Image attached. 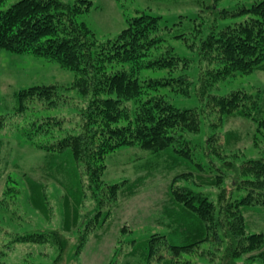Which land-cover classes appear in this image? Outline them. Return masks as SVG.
<instances>
[{
    "label": "rangeland",
    "instance_id": "obj_1",
    "mask_svg": "<svg viewBox=\"0 0 264 264\" xmlns=\"http://www.w3.org/2000/svg\"><path fill=\"white\" fill-rule=\"evenodd\" d=\"M64 1L84 10L76 25L88 30L90 40L101 42L112 39L126 26V19L140 10L160 13L168 22L177 14L197 16L192 21L182 19L191 25L202 23L206 29L210 26L205 24V15L212 13L210 8L218 7L215 9L222 13L235 4L249 5L255 0ZM231 17L227 14L222 23L237 24L245 18ZM199 36L201 33H196L194 38ZM194 38L186 39V47L175 39L177 50L194 59L188 65L189 74L198 73L201 67L206 82L211 84L210 71L216 65L208 64L198 54ZM99 52L103 55L106 50ZM110 65L118 66H106ZM155 74L142 71V76ZM73 79V71L55 61L0 48V264H163L157 255L147 257L139 244L152 235L178 232L179 207L172 197L173 189L190 186L209 194L215 202L221 194V204L226 202L224 196L238 195L239 189L233 190L231 185L234 176L226 173L228 166L239 167L243 160L264 151V127L235 111L222 115L213 96L207 95L201 106L195 85L189 87L187 96L164 92L181 107L198 105L204 109L198 132H177L172 143L173 148L188 154L156 151L138 143L104 152L101 145L105 137L101 131L92 133L100 124L84 119L85 114L93 117L95 111L84 113L89 97H82L72 87ZM34 86L55 89L51 97H25L19 111L17 94ZM211 86L216 98L234 90L256 94L264 90V69L234 72L216 78ZM126 106L135 108L132 102ZM91 127L92 131L87 129ZM80 134L86 140H81L78 154L72 151L71 138L68 148H58L60 139ZM169 154L177 156L171 158ZM181 155L185 161L190 155L193 164H183L177 159ZM197 160L201 162L199 167L194 164ZM257 179L264 180V175ZM252 188L258 193H253V206L244 207L243 219L248 230L264 236V185ZM161 243L163 240L158 239L156 251L173 261ZM207 247L210 250L206 254ZM218 247L213 242L198 244L199 250L194 248L192 253H182L175 259L221 264ZM259 253V249L243 252L238 264L262 261Z\"/></svg>",
    "mask_w": 264,
    "mask_h": 264
},
{
    "label": "trees",
    "instance_id": "obj_2",
    "mask_svg": "<svg viewBox=\"0 0 264 264\" xmlns=\"http://www.w3.org/2000/svg\"><path fill=\"white\" fill-rule=\"evenodd\" d=\"M85 1L81 0L82 3ZM4 3L5 7H2ZM215 8H210L212 13L205 15V24L210 26L206 29L202 23L188 24L182 19L183 15L177 14L168 22L160 13L140 10L126 19V26L112 39L98 42L90 40L88 30L82 24L76 25L84 10L74 7L70 1L0 0V48L17 54L30 53L73 71L72 87L82 97H89L84 113L90 109L95 111L93 117L83 114L84 119H90L89 124H100L94 126L93 131L90 130L92 127L87 129L92 133L101 131L100 135L105 137L101 145L104 152L138 143L156 151L188 154L185 150L173 148L172 143L176 141L177 132L181 135L198 132L204 109L198 105L181 107L164 92L187 96L189 87L196 85V96L202 102L201 106L208 96H213L211 99L222 115L236 112L250 116L264 127V90H258L256 94L234 90L228 96L216 98L210 89L216 78H224L234 72H250L256 67L264 69V0H255L249 5L235 4L223 9L222 13ZM227 14L232 15L231 18H245L237 24H223L222 19ZM185 17L191 21L197 18ZM196 33H201V36L195 39ZM189 38H194L198 44V54L208 64L216 65L210 71L211 84L206 82V74L202 73L201 67L198 73L189 74L188 65L194 59L177 50L175 39L186 47L185 42ZM188 46L192 47L191 44ZM99 49L106 50V53L101 55ZM107 63L118 66H106ZM142 71L156 74L142 76ZM54 89V86H34L21 90L17 94L18 110L23 109L25 97H51ZM130 102L132 107L135 106L133 110L126 106ZM70 138L74 140L72 151L78 154L81 140H86L84 134L60 139L58 148H68ZM191 141L185 140V143ZM169 155L171 158L177 156ZM185 158L181 155L177 159H182L183 164H191ZM200 163L197 160L194 164L199 167ZM239 164V167L228 166L230 169L226 172L234 176L231 185L233 190L239 189V194L224 196L222 200L226 202L222 204L221 194L215 202L209 194L194 191L190 186L173 189L172 197L179 207L176 212L179 230L167 237L164 234L160 237L152 235L147 241L142 240L144 242L139 247L145 255H157L164 260L163 264H167L166 261L169 264H192V258H175L182 253H190L198 244L213 242L219 245L221 264H238L242 253L247 250L259 249V257H264V236L248 230L243 219L244 207L253 206V193H258L252 187L264 185V180L257 179L264 175V151ZM223 193L226 194L227 190ZM223 205L225 207H221ZM158 239L163 240L161 245L166 246L173 261L166 260L156 251ZM207 248L206 254L210 250ZM256 264H264V259Z\"/></svg>",
    "mask_w": 264,
    "mask_h": 264
}]
</instances>
